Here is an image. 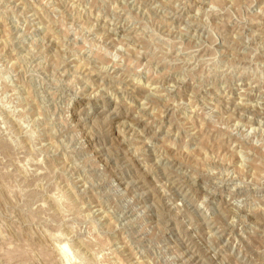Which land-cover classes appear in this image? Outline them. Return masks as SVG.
<instances>
[{"label": "rangeland", "instance_id": "1", "mask_svg": "<svg viewBox=\"0 0 264 264\" xmlns=\"http://www.w3.org/2000/svg\"><path fill=\"white\" fill-rule=\"evenodd\" d=\"M0 264H264V0H0Z\"/></svg>", "mask_w": 264, "mask_h": 264}]
</instances>
